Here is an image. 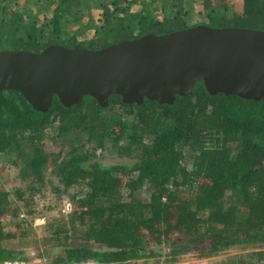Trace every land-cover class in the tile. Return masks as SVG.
Instances as JSON below:
<instances>
[{"label": "trees", "instance_id": "obj_1", "mask_svg": "<svg viewBox=\"0 0 264 264\" xmlns=\"http://www.w3.org/2000/svg\"><path fill=\"white\" fill-rule=\"evenodd\" d=\"M96 1L98 26L88 0H37L50 7L41 22L0 3V51L99 50L200 25L186 24L191 0H156L160 19L142 0ZM196 1L206 26L264 31V0H241L240 12L231 0ZM86 30L92 34L79 40ZM106 154L116 162L103 164L99 157ZM0 157L30 180L26 189L14 190L19 200L37 192L49 174L62 191L79 188L73 211L47 224L30 254L6 246L34 234L11 206L10 193L0 190V217L9 212L18 221L8 231L0 220V264H171L187 255L208 259L229 252L249 253L233 256L234 264L264 258V98L210 96L198 81L170 105L147 98L124 104L113 94L105 107L89 96L64 107L53 96L41 113L18 92L0 90Z\"/></svg>", "mask_w": 264, "mask_h": 264}, {"label": "water", "instance_id": "obj_2", "mask_svg": "<svg viewBox=\"0 0 264 264\" xmlns=\"http://www.w3.org/2000/svg\"><path fill=\"white\" fill-rule=\"evenodd\" d=\"M198 81L210 96L264 98V31L200 24L99 50L52 45L39 53L0 51V90L18 92L41 113L53 96L64 107L85 96L105 107L113 94L124 104L147 98L170 105L190 95Z\"/></svg>", "mask_w": 264, "mask_h": 264}, {"label": "rangeland", "instance_id": "obj_3", "mask_svg": "<svg viewBox=\"0 0 264 264\" xmlns=\"http://www.w3.org/2000/svg\"><path fill=\"white\" fill-rule=\"evenodd\" d=\"M113 0H104V2L110 6V2ZM122 2V0H120ZM150 1V2H149ZM152 1V2H151ZM233 4L231 5V9L234 11L240 12L241 7V0H231ZM143 3L146 5L149 4L148 8L149 13L151 17L154 19H160L162 17L161 13L159 12L158 3L156 0H142ZM0 3H8L9 5L13 6V8L17 9L18 11L24 12L26 16L30 15L31 18H36L41 21H43V17L48 18L50 16V12H47L46 10L50 9V7H46L45 3L43 2H37V0H0ZM88 3H90V12L93 16V24L98 26L99 20L102 18V9L98 8L97 1L96 0H88ZM122 6V3L120 4ZM136 7V6H135ZM141 6L137 7V10H139ZM199 2L196 0L189 1V5L186 6L187 9H189L191 13V19L186 24L188 26L194 25V24H202L208 22L207 18L204 17V15L197 14L199 11ZM134 8V6H132ZM110 9H112L110 7ZM200 12V11H199ZM205 25V24H202ZM81 29L83 28L82 23L80 22ZM75 27H69V30H75ZM88 31V30H86ZM84 31L83 35L78 37L79 40L85 39L89 36L88 32L86 33ZM92 33V30L89 31ZM8 51V50H6ZM50 142V141H49ZM48 142V143H49ZM99 160L102 161L103 164H110L112 162H116L114 160V157L106 154L99 157ZM51 169V167H49ZM49 169V170H50ZM30 184V180H24L20 177L18 174V170L11 165L7 161L6 158L0 157V190L7 191L10 193L9 196V202L11 206H16L19 214H23L24 218L27 222V225L30 224V221L33 220L36 216H44L46 220V224L52 223L54 220L61 218L59 215V207L63 204V201H68L72 203V196L79 191L78 187L70 188L66 191H62L61 188L57 187V184L55 182V179L49 174L45 177L44 183L42 186H40L39 190L37 192H27L23 199L19 200L14 195V190L19 188L21 190H24L28 187ZM120 193L122 197L125 198V195L127 194L126 189L123 188L120 190ZM137 196L145 197L143 190H138L136 192ZM27 204V206H26ZM32 210L33 214L28 215L27 211ZM36 213V214H35ZM9 212L2 213L0 220L8 231H14L16 228L15 223H18L17 219H12L10 217ZM30 226V225H29ZM45 226L41 228H35L33 229L31 227V230L29 232L31 235L28 239H14L10 243H7L6 246L8 248L13 249H22L26 250L28 254L33 253L36 251V248L34 246V238H42L46 235L45 232ZM247 256L249 253L245 252H229L227 254L208 258V259H195L193 256L187 255L183 256L179 259L178 262L171 263V264H234L230 259L233 256ZM250 264H264V258L261 259V261H257V263L254 262L251 258L249 259ZM32 260H30L31 262ZM29 262V261H27ZM230 262V263H229ZM126 264H133V263H126ZM136 264H155L154 260H149L147 263H143L142 261H138ZM158 264H164L162 262ZM236 264V263H235ZM238 264V263H237Z\"/></svg>", "mask_w": 264, "mask_h": 264}, {"label": "built area", "instance_id": "obj_4", "mask_svg": "<svg viewBox=\"0 0 264 264\" xmlns=\"http://www.w3.org/2000/svg\"><path fill=\"white\" fill-rule=\"evenodd\" d=\"M73 211V205L71 202L68 201H63V204L59 207V215L61 217H65L67 215H69L71 212ZM36 214V213H35ZM20 218H24L23 214H20ZM46 224V220L44 216H36L33 220L30 221V227H32L33 229L35 228H41L44 227ZM41 261L39 259H32V261L27 262V261H7L4 262L3 264H40ZM73 264H99L97 262L94 261H87V262H83V263H73Z\"/></svg>", "mask_w": 264, "mask_h": 264}, {"label": "crops", "instance_id": "obj_5", "mask_svg": "<svg viewBox=\"0 0 264 264\" xmlns=\"http://www.w3.org/2000/svg\"><path fill=\"white\" fill-rule=\"evenodd\" d=\"M137 7H138V6H137ZM137 7H135V9H137ZM89 31H90V30L86 31V33L88 32V34H89V36H90L92 33H90ZM89 36H88V37H89Z\"/></svg>", "mask_w": 264, "mask_h": 264}]
</instances>
